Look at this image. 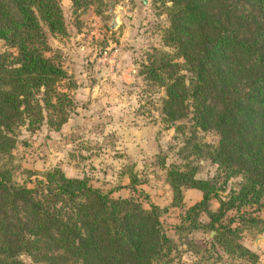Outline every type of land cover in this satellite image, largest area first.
<instances>
[{"label": "trees", "instance_id": "16d2710c", "mask_svg": "<svg viewBox=\"0 0 264 264\" xmlns=\"http://www.w3.org/2000/svg\"><path fill=\"white\" fill-rule=\"evenodd\" d=\"M69 1L72 11L106 4ZM152 2L164 5L159 34L168 49H145L140 71L165 90L161 120H187L217 136L212 144L193 142L190 152L216 165V179L195 177L187 164L167 168L171 205L182 202V187L200 191L168 226L176 233L213 230L212 243L254 261L256 254L233 239L241 225L264 231V0ZM46 31L65 34L60 0H0V264H180L159 207L133 178L127 187L141 199L122 195L123 185L101 189L85 176L65 175L57 165L28 171L32 185L13 180L18 131L44 121L59 128L72 108V83H65Z\"/></svg>", "mask_w": 264, "mask_h": 264}, {"label": "rangeland", "instance_id": "374dc122", "mask_svg": "<svg viewBox=\"0 0 264 264\" xmlns=\"http://www.w3.org/2000/svg\"><path fill=\"white\" fill-rule=\"evenodd\" d=\"M60 4L65 34L46 31V43L58 53L68 74L65 83H72L66 87L72 108L59 128L44 121L33 129L18 131L19 140L9 160L13 180L32 185L34 175L27 177L28 171L38 173L48 165H57L65 175L85 176L101 189L123 185L122 195L138 198L136 189L127 187L133 178L135 187L142 188L147 200L159 207V220L177 245L180 264H264V239H255L264 231L255 227L239 226L233 239L256 254L254 261L247 253L237 256L238 252H224L212 243L213 230L194 228L176 233L169 227L200 197V191L182 187V202L171 205L167 168L174 165L182 169L187 164L195 167V177L216 179L218 174L216 165L204 154H190L193 142L215 143L216 134L192 128L187 120H161L160 97L165 90L146 80L140 71L145 49L165 48L159 34L165 24L164 5L152 0H114L117 23L109 29L107 1L103 5L92 3L81 11H72L69 0H60ZM105 47L108 62L104 65L108 66H99L96 60ZM3 48L0 41V50ZM235 180L230 178L220 193ZM216 205L212 198L209 207ZM143 206L147 207L145 201ZM259 214L264 216V205Z\"/></svg>", "mask_w": 264, "mask_h": 264}, {"label": "water", "instance_id": "95a60500", "mask_svg": "<svg viewBox=\"0 0 264 264\" xmlns=\"http://www.w3.org/2000/svg\"><path fill=\"white\" fill-rule=\"evenodd\" d=\"M106 1H107V12L110 15V19L108 21V27H109V29H112V28H114V26L117 23L116 14H115V11L113 10V6H112L113 5V0H106ZM142 1H145V0H142ZM211 232H213V231H211ZM258 238H263L264 239V234L256 235L255 239H258Z\"/></svg>", "mask_w": 264, "mask_h": 264}, {"label": "built area", "instance_id": "2783aa9c", "mask_svg": "<svg viewBox=\"0 0 264 264\" xmlns=\"http://www.w3.org/2000/svg\"><path fill=\"white\" fill-rule=\"evenodd\" d=\"M98 32L100 31V28H97ZM107 50H108V47H105L103 49L100 50V55L98 57V60L101 61V62H104V61H107L106 59V56H107ZM106 59V60H105Z\"/></svg>", "mask_w": 264, "mask_h": 264}, {"label": "crops", "instance_id": "0c3cea01", "mask_svg": "<svg viewBox=\"0 0 264 264\" xmlns=\"http://www.w3.org/2000/svg\"><path fill=\"white\" fill-rule=\"evenodd\" d=\"M80 47H81V46H80ZM107 52H108V51H107ZM106 57H107V56H106ZM115 60H116V59H115ZM115 60L111 61V63L114 62ZM96 61H97V63H99V66H102V65H103V66H108V65H104V64H106V63L108 62V60H107V61H104V62H101V61H99L98 58H97ZM117 65H118V62H117ZM116 67H117V66H116ZM187 193L190 194L189 192H187ZM193 193H195V192H193ZM195 194H196V193H195ZM190 196H191V195H190ZM263 234H264V232H263ZM261 241H262V240H261Z\"/></svg>", "mask_w": 264, "mask_h": 264}]
</instances>
